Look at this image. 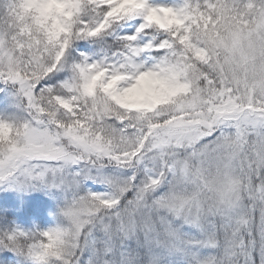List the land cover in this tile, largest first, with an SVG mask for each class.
<instances>
[{"label":"snow or ice","instance_id":"1","mask_svg":"<svg viewBox=\"0 0 264 264\" xmlns=\"http://www.w3.org/2000/svg\"><path fill=\"white\" fill-rule=\"evenodd\" d=\"M0 264H264V0H0Z\"/></svg>","mask_w":264,"mask_h":264}]
</instances>
